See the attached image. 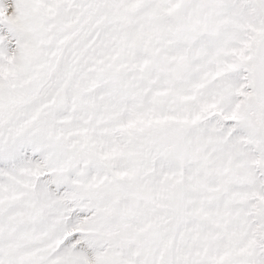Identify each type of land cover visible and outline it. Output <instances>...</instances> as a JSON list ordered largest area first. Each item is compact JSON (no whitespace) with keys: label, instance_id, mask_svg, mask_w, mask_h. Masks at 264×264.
I'll return each mask as SVG.
<instances>
[{"label":"snow or ice","instance_id":"6c2138e0","mask_svg":"<svg viewBox=\"0 0 264 264\" xmlns=\"http://www.w3.org/2000/svg\"><path fill=\"white\" fill-rule=\"evenodd\" d=\"M0 264H264V0H0Z\"/></svg>","mask_w":264,"mask_h":264}]
</instances>
